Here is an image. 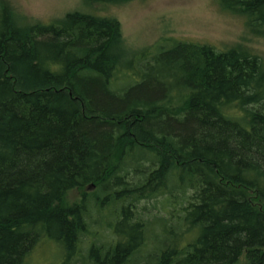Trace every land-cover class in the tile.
<instances>
[{
    "label": "trees",
    "instance_id": "trees-1",
    "mask_svg": "<svg viewBox=\"0 0 264 264\" xmlns=\"http://www.w3.org/2000/svg\"><path fill=\"white\" fill-rule=\"evenodd\" d=\"M220 2L245 15L248 28L264 33V0ZM57 23L68 40L39 42L34 37L38 29L54 31ZM94 35L99 37L93 42L77 43L81 37ZM120 45V26L115 19L71 13L55 23L27 27L16 23L6 7L0 11V264H18L30 244L42 239L56 242L67 254V261L77 255L79 248L71 231L82 225L86 199L69 204L62 201L63 196L83 186L77 183L109 174V161L120 160L128 153L124 151L125 138H120V144L113 139L114 125L95 117L84 118L76 101L67 94L75 88L91 107L98 106L109 115L117 106L133 102L137 98L135 91L108 93L104 83L90 77H108L112 85L143 77L136 64L123 59ZM150 52L142 51L139 56ZM210 59L203 67L195 66L201 70L195 75L200 84H194L193 77L190 82L195 89H202L175 117L177 123L187 114L184 123L189 130L180 136L181 141L192 144L202 158L200 162L212 170L215 182L235 192H255L264 205V117L248 114L247 122L258 127L253 135L214 119L216 106L243 111L250 99L236 94L243 65L233 60L212 63ZM82 73L90 76L82 79ZM145 124L142 123L144 130L150 131ZM205 125L211 135L203 134ZM168 156L179 164L189 162L174 151ZM252 167L260 175L243 172ZM201 186V190H207L195 206L194 221L202 229L189 235L181 248L163 252L157 264H180L184 255H190L191 264H197L194 260L198 259L203 263L226 261L243 245L264 246V211L215 183L207 181ZM116 201V197L109 196L101 206H111ZM127 252L128 248L119 247L115 258L106 264L122 263ZM250 256L255 264H264V251Z\"/></svg>",
    "mask_w": 264,
    "mask_h": 264
},
{
    "label": "rangeland",
    "instance_id": "rangeland-1",
    "mask_svg": "<svg viewBox=\"0 0 264 264\" xmlns=\"http://www.w3.org/2000/svg\"><path fill=\"white\" fill-rule=\"evenodd\" d=\"M3 7L16 23L27 27L55 23L71 13L115 19L120 26L123 59L132 61L143 74L140 79L121 80L116 85H112L108 77L87 73L79 76L82 79L95 77L104 83L108 93L122 91L126 94L127 90L137 93L133 94L137 98L127 106H117L113 115L98 106L91 107L89 100L75 88L67 94L76 101L84 118L95 117L109 126L114 125L113 139L120 144L125 138L124 151L128 154L120 160L109 161L108 176L104 174L77 183L83 186L72 188L63 196L62 201L69 204L86 199V211L81 213L82 225L71 231L79 248L77 255L67 261V254L56 242L42 239L30 244L18 264H106L115 258L114 252L119 247L128 248L120 264H157L163 252L181 248L189 235L202 229L201 224L194 221V213L207 190H201V185L207 181L239 194L246 203L264 211L255 192H235L224 183L215 182L212 170L200 162L202 158L192 144L181 141L180 136L189 130L184 123L187 114L175 122L182 107L202 89H195L190 82L193 77L194 84H200L195 75L201 70H196L195 66L203 67L210 58L212 63L233 60L243 65L236 94L250 101L243 111H226L216 106L214 119L244 134L253 135L257 131V125L247 121L249 113L264 117V33L248 28L245 15L224 7L220 0H117L109 3L0 0V11ZM54 28L50 32L38 29L34 37L39 42L69 39L60 24ZM98 37H81L77 43L86 44ZM146 50L151 52L140 57ZM142 123H146L150 131L144 130ZM209 132L205 125L203 134L211 135ZM171 151L189 162L177 163L168 156ZM196 160L199 162L195 163ZM245 171L261 173L256 167ZM109 196L116 197L117 201L102 208V202ZM256 251L263 252L264 246L243 245L230 260L203 263L198 259L194 263L255 264L250 253ZM189 256H182L180 264H191Z\"/></svg>",
    "mask_w": 264,
    "mask_h": 264
}]
</instances>
